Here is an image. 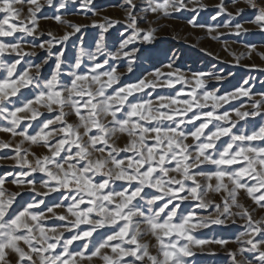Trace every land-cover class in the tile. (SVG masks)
I'll list each match as a JSON object with an SVG mask.
<instances>
[{
    "label": "snow or ice",
    "instance_id": "1",
    "mask_svg": "<svg viewBox=\"0 0 264 264\" xmlns=\"http://www.w3.org/2000/svg\"><path fill=\"white\" fill-rule=\"evenodd\" d=\"M26 2L25 13L17 7L25 0H0V70L5 73L0 78V117L9 121L0 130L21 137L14 147L15 164L11 167L15 170L0 175V264H92L94 258L103 264H187V257L193 255L190 245L228 243L224 239H198L193 235L197 228L225 225L229 220L236 224L237 218L243 221L239 225L242 230L235 238L239 247L228 250L230 264H264V215L257 217V209H249L240 200L243 191L264 210V92L254 93L245 81L232 93L218 95L206 87L212 73H193L189 77L173 69L175 54L165 66L170 71L156 69L152 79L134 84L122 85L116 67L109 65L108 59L96 62L95 54L85 53L83 48L66 71L63 46L88 26L55 15L52 19L73 31L61 36L44 33L39 30L40 19H47L42 9L57 4L54 0ZM72 2L96 14L93 0ZM189 2L196 6L190 8L185 0H124V32L119 48L109 52V57L131 59L138 51L136 42L151 43L156 38L157 29L148 21L149 13L167 17L180 11L195 14L207 7L201 0ZM244 2L247 8H237L233 14L225 0H220L211 19H227L216 27H234L237 35L247 32L235 21L252 9L255 15L251 22L264 30V4ZM231 3L236 5L238 0ZM66 4L67 0H62L58 8L65 9ZM140 21L149 26L141 28ZM121 23L111 18L103 23L93 21V26L102 30L97 54L105 49L103 33ZM188 23L204 27L195 15ZM208 30L213 31L211 27ZM29 37L33 49L46 53L41 63L27 59L38 55L23 47ZM129 45H133L131 52L125 50ZM6 54H15L12 63L5 61ZM86 54L94 64L87 70L81 67ZM50 61L53 67L45 78L42 69ZM193 80L190 91L182 96L184 85ZM177 84L181 85L179 90ZM157 88L173 89L176 94L157 96L158 103L153 104L151 91ZM21 89H30L32 98L25 99ZM145 89L151 90L145 93L148 99L136 95ZM241 97L250 100V106H230L231 114L218 111L230 99ZM34 105L46 107L47 114ZM69 115H75L77 122H69ZM241 121L251 125L250 130L238 128ZM121 136H126L122 146L118 143ZM26 141L44 147L46 154L31 153L22 147ZM8 147V142H0V148ZM29 154L34 160L28 159ZM37 173L43 174L38 182L47 188L45 192H37ZM9 178L18 187L27 185L36 193L32 202L19 210L13 205L20 192H8L3 187ZM118 181L122 182L120 190L116 187ZM146 188L157 191L148 193ZM221 189L224 195L220 203L208 198L210 192ZM54 192L59 194V202L49 205L45 198ZM192 202L190 209L182 208ZM61 207L64 212L55 210ZM209 210L215 215L197 214ZM49 221L61 223L47 227ZM146 236L154 238L156 244L145 241ZM77 241L82 247L74 251L71 246Z\"/></svg>",
    "mask_w": 264,
    "mask_h": 264
},
{
    "label": "rangeland",
    "instance_id": "2",
    "mask_svg": "<svg viewBox=\"0 0 264 264\" xmlns=\"http://www.w3.org/2000/svg\"><path fill=\"white\" fill-rule=\"evenodd\" d=\"M43 2V0H41ZM62 0H54L57 7L45 6L42 9L43 16L47 19L41 18L39 21V30L48 33L52 32L56 36H61L65 31H73L66 24H61L52 19L55 15H61L62 18L71 21L74 24L87 25L88 27L82 29L81 32L76 33L72 39L63 46L64 59H65V70L67 71L71 65L75 64L76 58L80 56L81 48L84 49L85 53L95 54V61L103 63L105 59H108L109 65L116 67L117 74L120 75V81L122 85L134 84L141 79H152V75L156 69H161L164 72L170 71V69L165 66L170 60H173L175 54L173 69H180L184 74L191 77L193 73H212L213 75L206 80V87L209 91H215L218 95H224L226 93H232L236 88L248 81V87L256 94L264 92V30H262L257 24L252 23L254 19V11L252 9L246 10L241 16L237 18L235 23H240L247 32H241V34H235L234 27H216L217 24L223 25L224 21L227 19L226 16L218 17L216 21H213L211 17L215 15V6L220 3V0H201V2L207 7L200 10L198 13H193L191 11H180L175 12L170 16L157 17L155 14H148V21L152 22V27L156 28L155 39L151 43H141L136 42L134 47L138 51L131 57V59L126 57H121L120 59L113 60L109 57V52H115L119 48L121 42V33L124 32L125 28V14L127 9L122 7L124 0H93L95 6V15L91 11L85 12L80 8L79 3H73L72 0H67L66 8L59 9L58 4ZM189 7H194L193 3L189 0H185ZM258 4H264V0H256ZM134 3H140V0H134ZM226 6L229 12L235 14L237 8H247L244 0H238L236 5L231 3V0H225ZM17 7H22L26 13L28 4L17 5ZM200 25L204 27H193L188 23L193 16ZM105 18H111L113 20L122 21L121 24L115 25L110 28L107 32H104L103 43L105 49L102 53H96V44L100 40L102 30L99 27L93 26V21L98 23H103ZM149 25L145 21H140L141 28H147ZM213 31L209 32V28ZM216 37V38H213ZM45 40L48 37L45 35ZM7 41H12V38H6ZM83 41V42H81ZM255 46L250 49L248 46ZM23 47L26 51L37 52L36 57H29L27 59L34 63H41L46 53L39 48L33 49L31 47V37L27 38V41L23 42ZM133 45H129L125 50L131 52ZM57 49L61 48V45L56 46ZM205 50V51H202ZM209 53L211 55H209ZM15 54H6L4 59L7 63H12L15 59ZM83 63L82 68L87 70L94 66L93 60L89 59L88 55L82 57ZM53 63L50 61L49 64L44 65L42 69V76L45 78L51 72ZM131 67L132 71L129 72L128 68ZM105 70H108V65H105ZM34 72L35 69H32ZM231 74V75H229ZM5 75L3 70H0V78ZM215 76L223 77L222 80L217 81ZM106 80V77H102ZM195 81H191L190 84L184 85L185 92L182 96H186V93L190 91L191 87L194 85ZM115 87V86H114ZM181 88L180 84L176 85V90ZM111 92V90H109ZM151 91L150 89H145L144 92L137 93L138 96H144L145 99L149 97L145 93ZM24 93L25 99L32 98V93L30 89H21ZM173 89L168 88H157L155 91H151V99L153 104L158 103L157 96H172L175 95ZM19 97V93L17 94ZM258 99L259 97L256 96ZM17 101V97L11 98ZM131 99V97H129ZM209 105L213 101H208ZM245 104L247 108L250 106L251 101L247 98H239L238 100H229L228 104H223L222 109L218 111L223 112L225 110L229 111L231 114V107H240L241 104ZM17 106L19 104L17 103ZM38 107L43 113L48 112L46 107L42 105H34ZM9 109L12 105H8ZM55 107V106H54ZM210 110V108L205 109ZM68 111V109H65ZM18 115H23V113H18ZM191 113H189V116ZM49 118L51 115L49 114ZM69 122H77V117L75 115H69L67 117ZM233 119L235 116L233 115ZM258 126L259 117L255 118ZM199 123V122H197ZM9 121H4L0 117V126H7ZM189 127H191L189 125ZM211 127V125H210ZM242 131L245 128L250 130L251 125H246L243 121L237 125ZM32 130H30L31 132ZM235 131V129H234ZM227 137H222V141H227ZM21 137L19 135L13 136L11 133L0 130V142H8L10 147L0 148V175L4 173L13 172L15 169L11 167L15 164L13 157L16 155L14 152L15 145L19 144ZM126 142V136H121L118 143L122 146ZM191 143V138L188 141ZM22 147L29 148L31 153L36 155L46 154V149L40 145L30 144V142H25ZM28 159L34 160V157L29 154ZM37 176V182L35 187L37 192L47 191L46 187H43L38 181L39 177L43 174H34ZM122 182H117V190H120L119 185ZM215 183V181H213ZM8 192H20V195L16 198L13 207L17 210L20 209L22 205L32 202L33 196L36 193L28 190L29 186L18 187L11 182V178L6 180L3 186ZM146 192L152 193L156 192L155 189L146 188ZM222 195H224L223 189L220 192H210L209 199L221 202ZM49 205L59 202V194L51 193L50 196L45 198ZM241 202L246 205L249 209L256 208V216L259 217L264 215V210H260L242 191L240 194ZM143 203V201L141 202ZM195 202L191 204L182 205V208L190 209ZM42 210L46 212L44 206H40ZM57 212H64L63 207L55 209ZM47 214V213H46ZM200 216L215 215L214 211H198ZM50 215V214H47ZM61 222L59 221H49L47 227H58ZM243 221L237 218V223L232 224L231 220L225 225H215L211 224L206 228H197L193 235L198 239H204L207 241L224 239L228 241L226 246H221L217 243L209 242L205 245H190L193 255L187 257V264H230V257L228 255V250H236L239 245L235 242V238L238 233L242 230L239 225ZM82 228L84 226H81ZM100 233L104 232V229L98 230ZM69 233L65 232V237H68ZM94 237L96 234L94 233ZM99 238V237H96ZM183 239V238H181ZM144 240L149 242L151 245H155L156 241L150 236L144 237ZM72 250L78 251L82 247V242H74ZM153 254H155L156 249L151 248ZM248 259H252L251 255L247 256ZM13 261L15 257H12ZM237 259H242V257L237 256ZM87 264V262H85ZM92 264H103L101 259L94 258Z\"/></svg>",
    "mask_w": 264,
    "mask_h": 264
}]
</instances>
